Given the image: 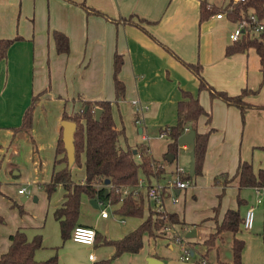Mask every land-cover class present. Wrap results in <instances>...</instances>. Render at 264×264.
<instances>
[{"label":"crops","instance_id":"1","mask_svg":"<svg viewBox=\"0 0 264 264\" xmlns=\"http://www.w3.org/2000/svg\"><path fill=\"white\" fill-rule=\"evenodd\" d=\"M83 1L103 15H86L81 7L71 3ZM202 1L0 0V40L21 39L9 47L6 58L0 61V216L5 220L0 227V256L7 251L9 236L17 229H22L28 240L41 235L42 247L34 254L36 261H45L53 255L52 248L43 251L48 246L43 235L47 236L48 231L28 228L38 227L40 222L42 227L44 220L64 202L65 190L61 185L50 199L41 188L50 182L53 171L65 167L63 163H54L64 112L67 115L76 113L83 101L111 102L112 126L117 130L123 127L130 146L146 145L151 157L158 161L161 157L165 159L169 143L161 137L160 129L175 124L176 107L183 89L197 94L199 103L210 112V124L202 117L198 123L199 132L212 129L202 176L193 185L177 189L173 196L167 195L163 200V210L176 214L185 224L181 230L168 228L167 235L162 238L144 236L139 253L123 254L111 264H145L147 257H155L163 264H199V260L193 263L183 260V249L173 235L180 233L185 237L193 230V238L199 232H207L206 239L214 230L213 208L218 204L217 222L228 209H238L243 217L247 209L255 208L252 229L246 231L241 226L235 238L244 243L241 264H264L261 236L264 188L239 189L235 180L219 202L217 196L221 188L212 184L214 176L219 173L235 174L240 162L250 163L255 172L264 170V110L250 109L242 121L237 108L218 99L211 100L206 91L199 92L197 78L183 65L198 63L201 78L218 93L233 97L243 90L257 91L244 101L253 106H264V81L259 58L253 49L227 57L225 49L231 44L228 35L235 23L230 22L225 14L221 19L212 15L200 21ZM205 1L208 6H226L223 0ZM130 15L153 23H140L146 34L132 24L114 23ZM133 22L137 19L134 18ZM52 31L67 36L68 54L56 53L50 36ZM115 53L123 57L119 79L125 86V95L119 101L115 100L113 88ZM38 94L41 95L33 108L29 133H14L32 97ZM135 100L141 106H147V110L136 111L131 105ZM189 152V146H179L176 159H173L176 162L164 165V175L150 185H165L173 180L176 169H184L178 164V156L184 157ZM188 162L189 167L190 159ZM82 172L84 174H76V178H80L78 183L85 179L84 168ZM21 189L24 190L22 195L18 193ZM248 192L252 193L249 199L245 195ZM140 196L142 217L118 214L116 211L121 202L112 204L89 198L90 203L95 202L89 206L83 202L89 199L82 197L76 226L90 227L107 240L121 239L155 211V204ZM237 196L241 199L240 205ZM25 197L27 200L21 202ZM258 199L261 204L256 203ZM12 203L24 204L22 217L16 208L11 207ZM102 212L107 213L106 218H102ZM55 223L52 232L58 233L59 224ZM193 238L188 239L186 246L191 256L196 254L190 244ZM98 243L99 240L89 247L73 242L71 237L65 242L58 238L53 243L58 248V264H94L111 258L114 248ZM230 245L229 256L225 257L218 244V254L209 253L214 255L213 261L218 257L230 263L232 237ZM200 253L201 264L213 263L209 261V254L204 257V246Z\"/></svg>","mask_w":264,"mask_h":264},{"label":"trees","instance_id":"2","mask_svg":"<svg viewBox=\"0 0 264 264\" xmlns=\"http://www.w3.org/2000/svg\"><path fill=\"white\" fill-rule=\"evenodd\" d=\"M71 3L81 7L86 15H103L89 8L85 1L79 4ZM218 13L225 14L232 23L248 19L251 14L255 15L258 20H264V0H239L237 2L227 0V4L224 7L212 5L210 8H208L205 0L200 3V21H204ZM134 18L137 19V22H133ZM119 21L124 24H132L145 34L147 32L140 26V23L153 24L135 15H130L128 18H119L114 23ZM50 36L54 41L57 54L69 53V40L66 35L58 31H52ZM19 40H21L19 37L11 40H0V61L6 58L9 47ZM163 48L168 51L167 48ZM250 49H253L259 58V70L264 81V29L259 33L245 31L239 40L226 47L225 55L228 57L234 54H243ZM183 65L197 78L199 92L206 91L211 100L218 99L228 106L237 108L240 111L242 121L248 110H264V106H253L244 101L245 97L255 94L257 91L243 90L238 96L233 97L218 93L203 81L200 76V65L198 63H183ZM122 66V55L115 53L113 57V88L116 101L123 99L125 95V86L119 79ZM261 86L262 84H260ZM40 95L32 97L30 105L24 111L21 124L19 127L14 128V133H29L32 126L33 108ZM180 95L181 99L176 107L175 124L161 128L160 133H164L165 139L169 141L165 157L172 155L175 160L179 148L178 140L187 133L194 132V175L191 177L187 172L180 176L182 181H187L190 185H193L195 180L203 174V162L207 152L208 139L212 132V129L205 133L199 132L198 123L204 117L206 118V123L210 124L211 115L199 103L197 94L181 89ZM96 110H100L98 121L95 120ZM62 120L73 122L76 125L74 133L75 160L73 165L82 166L81 155H84L83 168L85 172V179L82 183H74L72 181L71 167L68 166L61 132L55 149L56 157L54 163L55 165L63 163L65 167L61 170L53 171L50 182L43 184L41 188L48 199L59 185L65 190L62 206L53 213L54 219L59 224L62 241L69 240L73 229L77 225L80 199L83 194L90 199L107 201L112 204L121 202L120 207L116 211L118 214L125 217H142V196L139 195L137 198H133L130 195L121 197L120 189L126 186H136L140 179L150 185L154 179H160L164 175L163 166L170 162L166 161V159L162 162L155 161L146 145L129 146L123 127L117 130L111 124L112 103L109 101H83L79 111L71 115H67L64 112ZM262 149L264 150V148ZM105 180H109L108 186L104 184ZM235 180L239 189L264 188V170L255 172L250 163L240 162L235 174L230 175L227 172H223L214 176L212 184L221 188V192L217 196L219 202L225 195L226 188ZM105 189H107V195L104 198ZM237 202L240 205L241 199L239 196H237ZM12 207L17 208L19 214L22 215L24 213L21 205L12 203ZM219 207L220 204L213 208L215 217L219 212ZM215 217L212 218L215 223L214 231L203 242L205 247L204 257L213 251L218 254V244L223 242V235L228 233L232 236L231 262H223L216 257L215 261L210 264H241V253L244 243L242 240L236 239L235 236L241 231L243 217L238 209H228L220 222H217ZM0 222H3V220L0 219ZM184 224V222L179 221L176 214L166 213L163 215L162 213L151 211L138 228L121 239L107 240L96 234L95 243L99 240L98 245L113 247L114 253L111 258L94 264H111L123 254H137L143 247L144 236L153 239L162 238L167 235L166 228L168 225L181 230ZM261 236L264 247V210ZM9 241L10 245L7 251L0 256V264H58L57 255L45 261H36L34 259L35 251L42 247L41 235H36L31 240H28L24 231L17 229L9 236ZM185 241L187 243L189 240L185 239Z\"/></svg>","mask_w":264,"mask_h":264},{"label":"built area","instance_id":"3","mask_svg":"<svg viewBox=\"0 0 264 264\" xmlns=\"http://www.w3.org/2000/svg\"><path fill=\"white\" fill-rule=\"evenodd\" d=\"M235 2L239 0H234ZM242 1V0H240ZM210 8V6H208ZM223 14H216L217 19L223 18ZM264 29V20H258L255 15L251 14L248 19H243L235 23V28L228 35V39L231 43L239 40L242 33L245 31H250L253 33H259ZM131 105L136 111L147 110V106H141L137 100L132 101ZM161 137H165V134L162 133ZM183 168H177L175 171V177L173 180L169 181L165 185H161L159 183H155L153 185L144 184V182L140 179L136 186H126L120 189L121 197L132 196L133 198H137L139 195H143L146 199L151 200L155 204V210L158 213H162L165 215V211L163 210V200L165 196H173L175 190H183L190 186L189 182L182 181L180 176L186 174ZM20 195L24 193V190L21 189L18 191ZM173 201H176L175 199ZM257 204H261V199L256 201ZM254 213L255 208L251 207L247 209L243 216L242 227L244 230L249 231L252 229L253 221H254ZM102 218L107 217V213H101ZM172 226L168 225L166 230ZM96 232L94 229L90 227L76 226L71 234V240L77 244H82L85 246L92 247L95 243ZM173 239L182 247L183 249V260L187 261L191 257L190 249L186 248L185 237L180 233H174ZM92 260V255L89 256ZM204 264V263H203Z\"/></svg>","mask_w":264,"mask_h":264},{"label":"rangeland","instance_id":"4","mask_svg":"<svg viewBox=\"0 0 264 264\" xmlns=\"http://www.w3.org/2000/svg\"><path fill=\"white\" fill-rule=\"evenodd\" d=\"M210 1V0H209ZM223 3H225V4H227V0H223ZM222 3V4H223ZM262 84V83H261ZM127 138V137H126ZM127 144H128V142H127ZM129 145V144H128ZM130 146V145H129ZM132 147V146H131ZM190 157V152H189V154H185L184 155V157L183 156H178V158H177V160H178V164L179 165H181L182 167H184V169H185V171H187L188 172V161H189V158ZM83 159H84V155H81V164H82V166H80V167H77V166H75L74 167V171H71V178H72V173H74V178H72L74 181H76L77 183L80 181V178H76V174H82L83 172H82V170H83ZM164 160V158H160L159 160H158V162H162ZM176 161H174L173 163H175ZM172 164V163H171ZM81 170V171H80ZM84 174V173H83ZM72 180V181H73ZM142 180V179H141ZM73 181V182H74ZM161 181H163V180H161ZM76 182H74V183H76ZM55 193V192H54ZM53 193V194H54ZM53 194L51 195V196H53ZM251 192H248L247 194H245L246 195V197H248V199L251 197ZM249 195V196H248ZM82 197H86L87 199H89V197L87 196V195H82L81 196V199H82ZM51 198V197H50ZM49 198V199H50ZM85 198V199H86ZM247 199V198H246ZM22 202V201H21ZM20 202V200H19V203H21ZM31 202H33L32 201V199H31ZM83 202H86L89 206H90V199L89 200H86V201H83ZM105 203H108L107 201H105ZM19 205V204H18ZM24 204H22V206H23ZM11 207H12V205H11ZM14 208V207H13ZM17 209V208H16ZM15 209V210H16ZM23 210H24V208H23ZM17 211V214L20 216V217H22L23 215H21V214H19V212H18V210H16ZM24 212V211H23ZM155 212H156V210H155ZM158 213V212H157ZM166 213V212H165ZM17 215V216H18ZM53 215L51 214V217H47V219H45L44 220V225L41 227V225H42V222H40L41 224H40V226H38V227H31V228H28V230H35V229H39L40 231H42V230H47L48 232H47V236H44L43 235V238H45V240H46V242L45 243H48V246L46 245V247L43 249V251H47V250H51V248H52V250H53V252H52V256H54V255H57V257H58V254H57V250H58V248H55V246L53 245V243L55 242V240H58V238L62 241V239H61V237H60V232L57 230V232L58 233H53L52 232V228H53V225L54 226H56V221L54 220V218L52 217ZM0 219H2L3 220V222H0V227H2L4 224H5V220L3 219V217H1L0 216ZM42 221V220H41ZM170 226H172V225H170ZM41 227V228H40ZM173 227V226H172ZM183 227V226H182ZM214 231V230H213ZM166 232H167V230H166ZM205 234H207V232H199L198 233V236L197 237H195V238H193V241H192V243H190L191 244V247L194 249V251H195V256H191L190 257V259H189V262L190 263H193L194 262V260H199V264H201L202 262H201V255H199V254H201L200 253V251L202 250V246H203V241H204V239H205ZM231 234H228V233H226V235L225 236H223V242L222 243H220V246H221V248H222V250H221V252L223 253V255L226 257V255H228L229 256V252H230V240H231ZM52 246V247H51ZM186 246H188L187 245V243H186ZM213 258H214V255L211 253V254H209V261L210 262H214L213 261ZM203 263H205V262H203Z\"/></svg>","mask_w":264,"mask_h":264},{"label":"water","instance_id":"5","mask_svg":"<svg viewBox=\"0 0 264 264\" xmlns=\"http://www.w3.org/2000/svg\"><path fill=\"white\" fill-rule=\"evenodd\" d=\"M100 110L95 111V120L98 121L99 119ZM62 127V142L64 144V149L66 152L67 160H68V166L72 167L75 160V148H74V133L76 129V125L73 122L70 121H62L61 122ZM179 146H189L190 147V164L188 168V173L191 177L194 175V168H195V160H194V132H189L186 135L182 136L178 140ZM166 161L173 162V156L167 155L165 157ZM109 180H105L104 184L106 186L109 185ZM107 195V189L104 190L103 197L105 198ZM27 198H22L21 201L25 202ZM35 200V198H34ZM91 204L95 205V202L93 200L91 201ZM195 236V231H189L186 235V239L193 238ZM145 264H163V262L155 257H147L145 259Z\"/></svg>","mask_w":264,"mask_h":264}]
</instances>
